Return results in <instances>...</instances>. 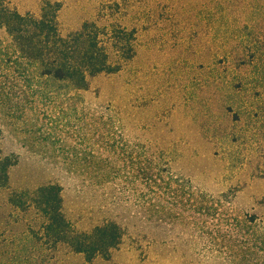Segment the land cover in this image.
<instances>
[{
    "label": "rangeland",
    "instance_id": "374dc122",
    "mask_svg": "<svg viewBox=\"0 0 264 264\" xmlns=\"http://www.w3.org/2000/svg\"><path fill=\"white\" fill-rule=\"evenodd\" d=\"M0 2L107 66L40 75L0 25V264H264V0Z\"/></svg>",
    "mask_w": 264,
    "mask_h": 264
},
{
    "label": "trees",
    "instance_id": "16d2710c",
    "mask_svg": "<svg viewBox=\"0 0 264 264\" xmlns=\"http://www.w3.org/2000/svg\"><path fill=\"white\" fill-rule=\"evenodd\" d=\"M52 6L47 2L41 16L34 18L6 8L0 2V25L5 27L21 56L38 65L40 75L70 80L79 86L85 81L86 73L107 69L104 54L95 37L84 39L82 30L61 36L55 21L56 9L50 15L46 11ZM82 40L86 45L79 47Z\"/></svg>",
    "mask_w": 264,
    "mask_h": 264
}]
</instances>
